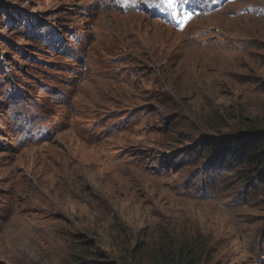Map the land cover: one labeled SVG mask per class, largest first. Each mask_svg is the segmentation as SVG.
Returning a JSON list of instances; mask_svg holds the SVG:
<instances>
[{"label": "rangeland", "instance_id": "obj_1", "mask_svg": "<svg viewBox=\"0 0 264 264\" xmlns=\"http://www.w3.org/2000/svg\"><path fill=\"white\" fill-rule=\"evenodd\" d=\"M119 3L0 0V264H264V0Z\"/></svg>", "mask_w": 264, "mask_h": 264}, {"label": "trees", "instance_id": "obj_2", "mask_svg": "<svg viewBox=\"0 0 264 264\" xmlns=\"http://www.w3.org/2000/svg\"><path fill=\"white\" fill-rule=\"evenodd\" d=\"M234 158L236 161L238 160L239 163L249 165L250 170H255V172H252V175H248L249 178L255 174H259L264 180V170L261 168L264 166V135L257 141H251L248 146H245L241 151L237 152ZM246 172H248V170Z\"/></svg>", "mask_w": 264, "mask_h": 264}, {"label": "snow or ice", "instance_id": "obj_3", "mask_svg": "<svg viewBox=\"0 0 264 264\" xmlns=\"http://www.w3.org/2000/svg\"><path fill=\"white\" fill-rule=\"evenodd\" d=\"M175 4V0H168L169 7H173ZM190 18V17H189Z\"/></svg>", "mask_w": 264, "mask_h": 264}]
</instances>
